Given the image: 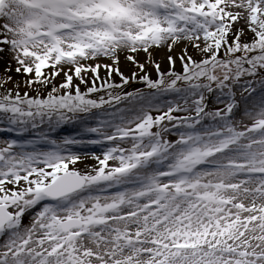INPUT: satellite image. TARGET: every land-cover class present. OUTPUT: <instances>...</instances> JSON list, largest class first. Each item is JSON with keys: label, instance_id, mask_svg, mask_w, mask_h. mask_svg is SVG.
I'll use <instances>...</instances> for the list:
<instances>
[{"label": "snow or ice", "instance_id": "obj_1", "mask_svg": "<svg viewBox=\"0 0 264 264\" xmlns=\"http://www.w3.org/2000/svg\"><path fill=\"white\" fill-rule=\"evenodd\" d=\"M0 62V264H264V0H0Z\"/></svg>", "mask_w": 264, "mask_h": 264}, {"label": "rangeland", "instance_id": "obj_2", "mask_svg": "<svg viewBox=\"0 0 264 264\" xmlns=\"http://www.w3.org/2000/svg\"><path fill=\"white\" fill-rule=\"evenodd\" d=\"M179 54H180L179 49H176L175 52L172 53L173 56H177ZM190 54L194 55V53H192L191 50H190ZM167 55H168V53L165 50H160L159 52L154 53V59L161 63L162 69H164V70H166L168 67L167 62H166V56ZM139 59L141 60V62H143V60H144L143 54L140 55ZM14 67H15V65L13 64V68ZM4 69H5V64L3 62H0V76L4 75ZM121 70L124 72L125 75H130L131 72L137 71L132 65L128 64L127 62H125L123 60L121 61ZM177 70L178 71L180 70L179 69V63H177ZM149 72L152 73L153 78H155L154 69L149 67ZM12 75L16 79H21L20 77H16L15 73H12ZM103 75H104V72L101 71V76H103ZM116 80L118 82L119 78L116 77ZM8 87L11 88L12 85L9 84ZM72 131L73 130L71 128H68L65 130V134H70ZM6 138H12L11 134L0 132V140L6 139ZM85 162L88 164L94 163V161H92L91 158H88ZM79 167L83 168L84 165L81 164V165H79Z\"/></svg>", "mask_w": 264, "mask_h": 264}]
</instances>
